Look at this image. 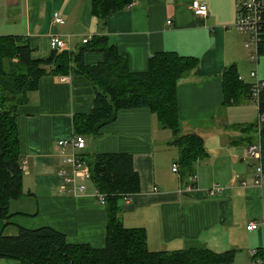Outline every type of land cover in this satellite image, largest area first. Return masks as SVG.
<instances>
[{"label":"crops","instance_id":"0c3cea01","mask_svg":"<svg viewBox=\"0 0 264 264\" xmlns=\"http://www.w3.org/2000/svg\"><path fill=\"white\" fill-rule=\"evenodd\" d=\"M192 1L205 6L204 18L192 15ZM234 3L131 0L130 8L114 13L101 26L89 14L88 0H0V36L24 40L31 61L41 62L51 53V36L65 43L67 54L81 49L82 40L104 36L126 59L127 71L135 74L145 72L154 53L173 52L196 60L194 72L177 81L174 92L178 136L195 135L202 141L204 156L191 171L177 164L170 130L161 129L144 109L117 111L92 138H82L85 147L75 151L83 164L87 155L130 156L138 192L118 202V220L123 228H140L148 251L182 250L194 242L210 253L231 250L237 258L264 249V229H244L264 218V172L254 184L253 162L244 156V129L256 122L257 108L244 95L232 104L222 103L221 75L228 68L244 86L252 82L247 74L255 70L264 85V54L253 62L245 32L231 27ZM53 14L61 23L52 24ZM81 60L91 67L102 56L85 52ZM35 89L14 110L21 191L28 195L8 204V212L15 215L2 232L8 236L16 227L49 228L68 245L101 249L106 212L96 203L92 183L75 180V186L83 188L72 194V186L57 177L59 170L69 171L64 161L74 153L69 145H57L71 141V120L92 107L93 88L84 76L69 73L39 77ZM171 164L177 165L175 172H170ZM213 186L219 192L208 195ZM0 264L16 263L0 259Z\"/></svg>","mask_w":264,"mask_h":264},{"label":"trees","instance_id":"16d2710c","mask_svg":"<svg viewBox=\"0 0 264 264\" xmlns=\"http://www.w3.org/2000/svg\"><path fill=\"white\" fill-rule=\"evenodd\" d=\"M89 14L102 25L107 18L127 7L131 0H88ZM104 36H94L81 44L76 53H51L41 62L31 61L25 41L15 36H0V259L16 264H231L233 252L210 253L204 246L186 243L176 251H148L145 235L140 228H123L118 220V202L138 192L139 181L124 154L87 155L88 180L95 193L104 197L105 240L100 249L86 245H68L65 238L45 228L26 230L16 227L12 235H5V222L15 214L8 212V204L27 196L23 193L20 178V158L17 155V133L14 127V110L23 104L25 97L35 91L36 81L44 75L79 74L93 88V104L86 115L71 120L73 136L92 138L102 126L110 124L117 111L147 110L154 115L157 125L170 130L171 146L178 153L177 164L191 171L194 163L204 156L201 139L195 135H179L175 90L177 81L194 72L196 60L173 52L154 53L149 56L145 72L130 73L126 59L117 53L115 46L107 45ZM264 45V34L261 36ZM261 45L259 47H261ZM85 52H97L102 61L87 67L81 57ZM223 105L232 104L240 95L248 100L249 87L236 80L233 68L221 75ZM255 101L256 120L260 119L258 145L261 172H264V91ZM255 120V121H256ZM258 122L247 126V144L256 140ZM246 144V145H247ZM253 257L264 263V249L253 251ZM252 260V259H251Z\"/></svg>","mask_w":264,"mask_h":264},{"label":"built area","instance_id":"2783aa9c","mask_svg":"<svg viewBox=\"0 0 264 264\" xmlns=\"http://www.w3.org/2000/svg\"><path fill=\"white\" fill-rule=\"evenodd\" d=\"M132 4H129L125 8H130ZM191 13L195 17L200 19L204 18L206 15L205 6L200 5L198 2L191 3ZM234 14L235 20H233L231 27H233L237 31H241V33L245 32L247 36V43L245 47L250 48L252 56L250 57L252 61H256L258 54H264V45H261V36L264 34V0H235L234 3ZM52 24H59L61 23L60 19L56 14H53L51 17ZM86 40H82L81 43H84ZM261 45V47H259ZM47 46L50 48L51 51L56 52H64L66 50L65 43L61 41L58 37H50L47 40ZM255 70H252L247 74V77L252 84L249 87L250 97L248 100L255 103L258 99V93L263 91V83L256 79L255 77ZM239 81V78H236ZM258 122L255 128V136L256 140L253 141L250 145L244 149V156L250 162H253V175H254V184H258L260 182L261 177V161H260V148L258 145V129L260 128V119L256 120ZM69 145L72 152L79 151L85 147V141H83L82 137L80 136H73L71 141L68 142H59L57 146L65 147ZM72 153V156L65 159V163H67L69 171L66 173L65 170L61 169L58 172L59 178H61L62 183L68 185L70 184L72 187L70 189L71 193L74 194L75 192H81L83 186L78 185L75 186L76 181H84L87 182L88 180V168L83 164L81 158L76 153ZM171 171L175 172L177 170V165L171 164ZM218 187L213 186L209 189L208 195H212L218 193ZM96 198V203L98 206L104 205V197L98 195L96 193L93 194ZM130 197L123 198V201H128ZM256 227H260L264 229V218H259L257 221H252L251 223L247 224L244 229L246 230H254ZM253 252L249 253L248 256L251 261L250 264H264L259 259L252 258Z\"/></svg>","mask_w":264,"mask_h":264},{"label":"rangeland","instance_id":"374dc122","mask_svg":"<svg viewBox=\"0 0 264 264\" xmlns=\"http://www.w3.org/2000/svg\"><path fill=\"white\" fill-rule=\"evenodd\" d=\"M246 54H247V51H246ZM248 59H249V57H248ZM232 257H233V260H232L231 264H250L251 263V261H250L251 259L247 255L241 254V255H238L237 258L234 256H232Z\"/></svg>","mask_w":264,"mask_h":264}]
</instances>
